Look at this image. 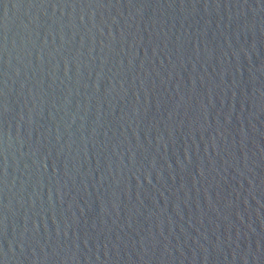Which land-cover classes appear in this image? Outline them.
I'll use <instances>...</instances> for the list:
<instances>
[{"label":"water","instance_id":"water-1","mask_svg":"<svg viewBox=\"0 0 264 264\" xmlns=\"http://www.w3.org/2000/svg\"><path fill=\"white\" fill-rule=\"evenodd\" d=\"M0 264H264V0H0Z\"/></svg>","mask_w":264,"mask_h":264}]
</instances>
